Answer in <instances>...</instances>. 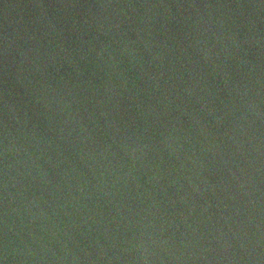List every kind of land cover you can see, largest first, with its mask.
Returning a JSON list of instances; mask_svg holds the SVG:
<instances>
[{"label":"water","instance_id":"obj_1","mask_svg":"<svg viewBox=\"0 0 264 264\" xmlns=\"http://www.w3.org/2000/svg\"><path fill=\"white\" fill-rule=\"evenodd\" d=\"M0 264H264V0H0Z\"/></svg>","mask_w":264,"mask_h":264}]
</instances>
